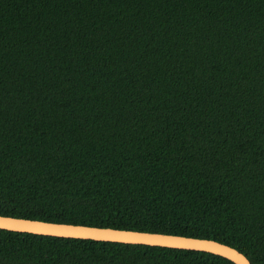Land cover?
I'll return each instance as SVG.
<instances>
[{"label": "trees", "instance_id": "1", "mask_svg": "<svg viewBox=\"0 0 264 264\" xmlns=\"http://www.w3.org/2000/svg\"><path fill=\"white\" fill-rule=\"evenodd\" d=\"M0 214L264 264V0H0ZM0 264L235 263L0 228Z\"/></svg>", "mask_w": 264, "mask_h": 264}, {"label": "water", "instance_id": "2", "mask_svg": "<svg viewBox=\"0 0 264 264\" xmlns=\"http://www.w3.org/2000/svg\"><path fill=\"white\" fill-rule=\"evenodd\" d=\"M0 228L61 237L202 250L221 255L235 264H252L248 257L237 248L211 238L115 228L111 226L48 221L3 214H0Z\"/></svg>", "mask_w": 264, "mask_h": 264}]
</instances>
